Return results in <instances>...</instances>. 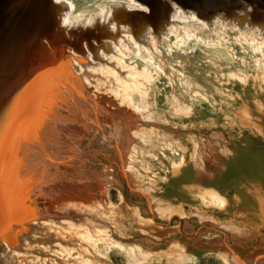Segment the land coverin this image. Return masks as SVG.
I'll return each instance as SVG.
<instances>
[{
	"label": "rangeland",
	"instance_id": "obj_1",
	"mask_svg": "<svg viewBox=\"0 0 264 264\" xmlns=\"http://www.w3.org/2000/svg\"><path fill=\"white\" fill-rule=\"evenodd\" d=\"M71 3L69 20L99 12L108 0ZM224 35L218 30L215 44L213 37L186 43L172 68L162 64L165 71L132 87L127 116L110 126L114 133L125 126L126 142L113 136L108 151L102 128L78 151L85 183L106 193L82 226L100 229L102 238L80 240L56 264H264V224L248 222L236 183L261 173L254 193L263 208L253 201L261 224L264 41ZM65 71L70 81L78 73L71 62ZM140 90L144 106L135 101Z\"/></svg>",
	"mask_w": 264,
	"mask_h": 264
},
{
	"label": "bare ground",
	"instance_id": "obj_2",
	"mask_svg": "<svg viewBox=\"0 0 264 264\" xmlns=\"http://www.w3.org/2000/svg\"><path fill=\"white\" fill-rule=\"evenodd\" d=\"M71 1L61 7L52 0L14 4L19 27L0 43V264H56L80 240L102 238L100 229L82 226L89 207L106 193L98 183H85L78 151L102 128L108 151L113 136L126 142L125 126L115 133L110 126L128 113L123 103L141 79L165 71L166 64L172 68L188 42L213 37L218 43V30L264 41V9L247 0H220L217 8L201 0L194 6L139 0L151 14L117 10L108 2L96 13H75L72 20L94 18V30L69 31L59 22L60 34L50 12L59 21L68 19ZM109 11L112 17L102 25L101 16L108 19ZM113 23L116 32L110 30ZM69 62L78 72L73 81L64 74ZM138 93L136 104L144 106L146 92ZM256 171L247 178L258 180ZM254 198L258 203L259 196ZM109 211L104 206L102 215Z\"/></svg>",
	"mask_w": 264,
	"mask_h": 264
},
{
	"label": "water",
	"instance_id": "obj_3",
	"mask_svg": "<svg viewBox=\"0 0 264 264\" xmlns=\"http://www.w3.org/2000/svg\"><path fill=\"white\" fill-rule=\"evenodd\" d=\"M26 1H28V0H0V25L4 23V25L0 29V43L4 41L5 36L6 37L10 36L11 35L10 33L12 31H15L19 27L18 24L20 23L21 16L18 19L19 16L17 15V9L14 7V4L23 3ZM178 1L186 3L190 6H194L191 4H193V1H195V0H178ZM201 1L207 2L206 5L209 6L210 8H217L220 6V4H219L220 0H201ZM228 1H230V0H228ZM247 1L259 3L257 5L261 6L264 9V0L258 1V2L256 0H247ZM48 5H50L49 2L45 3L44 6L48 7ZM44 6L42 7V10H44ZM43 12L45 14L48 13L46 11V9ZM51 14H52V16H51ZM50 17H51V19L55 20V25H54L53 29H55L56 32L59 30L60 34H61L63 31L58 29V24L60 22L58 20V15H56V13L54 14V12H50ZM8 31H10V32H8ZM1 63L2 62H0V66H1Z\"/></svg>",
	"mask_w": 264,
	"mask_h": 264
},
{
	"label": "clouds",
	"instance_id": "obj_4",
	"mask_svg": "<svg viewBox=\"0 0 264 264\" xmlns=\"http://www.w3.org/2000/svg\"><path fill=\"white\" fill-rule=\"evenodd\" d=\"M108 2L112 5L113 8L120 10L123 9L127 12H135L140 11L145 14H151V9L148 5L140 3L139 0H108ZM168 3H171V0H167ZM65 3V0H52V4L58 7H61ZM248 11L251 12V7L248 8ZM239 15L243 16V12H238ZM112 17V12L109 11L108 19H104L103 16H101L100 23L106 24L109 22V20ZM60 27L67 28L69 31H71L73 28H80L82 30H94L95 29V19L89 18L88 20H82V19H75V20H69V19H61L60 20ZM110 30L112 32L117 31V25L115 23L111 24ZM73 39H75L73 37Z\"/></svg>",
	"mask_w": 264,
	"mask_h": 264
},
{
	"label": "crops",
	"instance_id": "obj_5",
	"mask_svg": "<svg viewBox=\"0 0 264 264\" xmlns=\"http://www.w3.org/2000/svg\"><path fill=\"white\" fill-rule=\"evenodd\" d=\"M245 179V178H244ZM247 180V179H246ZM248 185L244 186L242 184V182L240 181H236L237 185L239 186V195H238V200L240 203H242L248 210V212H250V215L248 217V222L251 224H257L259 226H262L264 224V220L261 224H258L255 220L254 217L256 216L255 214V209H254V196H255V192L256 191V187H255V181H252L251 179L247 180ZM257 192V191H256ZM264 192V190H263ZM248 193V194H247ZM250 195V196H249ZM264 195V194H263ZM263 195H262V199H263ZM243 196V197H242ZM248 199V200H247ZM247 200V201H246ZM263 217H264V209H263ZM251 219L254 220V223L251 221Z\"/></svg>",
	"mask_w": 264,
	"mask_h": 264
}]
</instances>
